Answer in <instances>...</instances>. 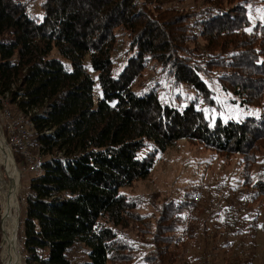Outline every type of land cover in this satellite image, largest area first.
<instances>
[{"label": "trees", "instance_id": "16d2710c", "mask_svg": "<svg viewBox=\"0 0 264 264\" xmlns=\"http://www.w3.org/2000/svg\"><path fill=\"white\" fill-rule=\"evenodd\" d=\"M148 1L43 0L38 17L27 0H0V103L9 93L10 102L20 109L37 108L32 114L34 140L47 156L23 190L19 237L24 264L125 261L115 227L138 214L120 189L146 178L158 153L187 138L247 158L264 138V111L243 119L214 114L211 108L219 105L201 75L210 68L229 67L230 72L219 74L224 89L248 105L264 94V32L258 36L247 31L251 21L246 2L189 14L163 7L165 0L153 8ZM191 22L199 23L195 29L206 39L199 51L191 46L196 41V34L189 36ZM258 28L264 31V23L257 22ZM118 29L130 35L131 54L115 73ZM230 46L234 49L227 51ZM147 59L169 68L174 81L193 89L197 100L180 106L163 100L156 86L135 90ZM198 100L209 114L198 107ZM16 159L26 165L19 154ZM260 188L264 194V179ZM206 194L196 185L184 200L163 207L153 234L158 258L167 263L176 258L170 246L180 229L177 212H192L188 239L200 233L208 238L205 219L196 210ZM184 240H174L181 252ZM81 244L87 259L75 262L72 251Z\"/></svg>", "mask_w": 264, "mask_h": 264}, {"label": "rangeland", "instance_id": "374dc122", "mask_svg": "<svg viewBox=\"0 0 264 264\" xmlns=\"http://www.w3.org/2000/svg\"><path fill=\"white\" fill-rule=\"evenodd\" d=\"M27 1L30 3V12L35 16H41L43 0ZM157 1L159 0L148 1L149 6L155 7ZM241 1L246 2L245 6L251 21L248 27L251 29L250 33L262 36L264 31L262 28L257 29V22L264 23L262 18L264 13L260 11L264 9V0ZM216 5H222V8H236L235 6L240 5V0H165L163 7L170 6L192 14L199 13L204 7L211 8ZM191 25L189 36L196 34V41L191 42V46L195 50L204 49L206 39L200 29H195L199 23L191 22ZM117 32L118 43L113 52L115 73L122 69L131 54L130 35L119 29ZM233 49L232 46L227 47V51ZM146 64L140 76L135 79L133 84L135 90L156 86L163 100L170 98V101L180 106L197 100V94L193 89L174 81L169 68L152 59H147ZM231 70L229 67H217L201 73L219 105L211 108V111L220 114L223 119H243L250 115H260L264 111V94H259L253 105H248L242 102V97L235 92L224 89L219 74ZM93 75L95 76L96 73ZM100 92L99 86L96 85V97ZM198 107L209 114L208 108L199 100ZM14 166L19 182L13 217L16 219V235L24 263L19 237L20 222L25 213L23 190L34 173L27 171L21 164L17 163ZM2 167L6 178L9 179L7 169ZM263 179L264 138L257 142L247 158L241 153L220 152L204 143L187 138L178 140L165 151L157 154L155 164L146 178L138 179L120 189V193L135 204L133 214H138V217L128 216L125 225L115 227L121 234V238L117 241L123 247L119 251L127 254V259L119 261V264H249L248 262L264 264V194L260 191ZM196 185L207 192L205 198L199 201L196 210H201L202 218L205 219L204 232L208 238H202L203 234L200 233V235L193 234L195 238L188 239L186 235H189V232L186 231V226L192 212L185 210L181 215L177 212L176 219L179 217V223L176 224L180 229L173 233L174 240L182 237L185 238L183 242L187 241V244L186 249L181 252L180 246L175 247L173 240L170 249L172 250L173 247L177 252L176 258H172L167 263L166 260L155 255L156 243L153 234L157 228V219L163 207L184 200L185 193L193 191ZM211 202L215 204L212 208ZM228 223L232 224L231 229L226 228ZM216 237L219 239L218 243ZM87 253L86 247L81 244L75 247L72 256L75 262H81L87 259ZM149 254L153 257L149 258Z\"/></svg>", "mask_w": 264, "mask_h": 264}, {"label": "built area", "instance_id": "2783aa9c", "mask_svg": "<svg viewBox=\"0 0 264 264\" xmlns=\"http://www.w3.org/2000/svg\"><path fill=\"white\" fill-rule=\"evenodd\" d=\"M34 112H38L37 108L20 109L17 102H10L9 93L1 99L0 135L10 148L15 162H17L16 155L19 154L23 163L26 164L25 169L31 172L40 171L47 157L41 150L42 145H37L34 140L36 134V124L32 118ZM46 132L51 133L52 130H46ZM1 168L3 169L0 166V170ZM2 216L0 190V234Z\"/></svg>", "mask_w": 264, "mask_h": 264}, {"label": "bare ground", "instance_id": "6f19581e", "mask_svg": "<svg viewBox=\"0 0 264 264\" xmlns=\"http://www.w3.org/2000/svg\"><path fill=\"white\" fill-rule=\"evenodd\" d=\"M15 164L10 148L0 135V166H4L9 173V175L7 173L8 179L3 169L0 170L1 214L3 215L0 234V264H24L16 235V219L13 217L19 182Z\"/></svg>", "mask_w": 264, "mask_h": 264}, {"label": "snow or ice", "instance_id": "6c2138e0", "mask_svg": "<svg viewBox=\"0 0 264 264\" xmlns=\"http://www.w3.org/2000/svg\"><path fill=\"white\" fill-rule=\"evenodd\" d=\"M260 11L262 12V13H264V9H260ZM262 18H264V17H262ZM251 29H248V31H250Z\"/></svg>", "mask_w": 264, "mask_h": 264}]
</instances>
